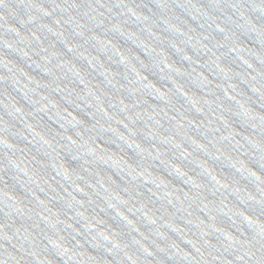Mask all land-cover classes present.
<instances>
[{
    "label": "water",
    "instance_id": "water-1",
    "mask_svg": "<svg viewBox=\"0 0 264 264\" xmlns=\"http://www.w3.org/2000/svg\"><path fill=\"white\" fill-rule=\"evenodd\" d=\"M0 264H264V0H0Z\"/></svg>",
    "mask_w": 264,
    "mask_h": 264
}]
</instances>
